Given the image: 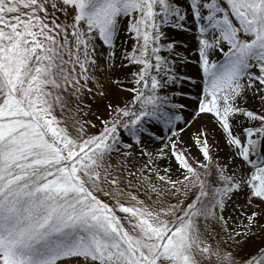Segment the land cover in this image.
Returning a JSON list of instances; mask_svg holds the SVG:
<instances>
[{"label": "snow or ice", "instance_id": "6c2138e0", "mask_svg": "<svg viewBox=\"0 0 264 264\" xmlns=\"http://www.w3.org/2000/svg\"><path fill=\"white\" fill-rule=\"evenodd\" d=\"M0 264H264V0H0Z\"/></svg>", "mask_w": 264, "mask_h": 264}]
</instances>
